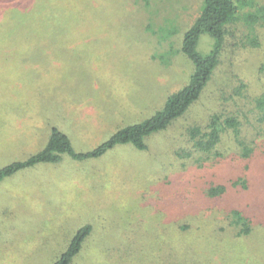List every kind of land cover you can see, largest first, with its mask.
Here are the masks:
<instances>
[{
  "label": "rangeland",
  "instance_id": "obj_1",
  "mask_svg": "<svg viewBox=\"0 0 264 264\" xmlns=\"http://www.w3.org/2000/svg\"><path fill=\"white\" fill-rule=\"evenodd\" d=\"M243 1L249 22L234 25L200 98L145 148L65 153L0 181V264H51L85 224L70 264H264V121L253 101L264 94V0ZM202 2L0 0V167L42 149L53 127L85 152L161 109L191 75L182 40ZM210 44L202 35L198 48ZM242 81L248 90L234 94ZM232 110L248 113L250 157L228 132L220 157L195 152L187 128ZM218 184L225 192L209 195Z\"/></svg>",
  "mask_w": 264,
  "mask_h": 264
},
{
  "label": "trees",
  "instance_id": "obj_2",
  "mask_svg": "<svg viewBox=\"0 0 264 264\" xmlns=\"http://www.w3.org/2000/svg\"><path fill=\"white\" fill-rule=\"evenodd\" d=\"M244 5L243 0H203L198 15L184 32L182 40V51L192 63L191 75L187 83L171 93L166 98L163 107L153 115L142 121L121 127L113 132L107 140L85 152L75 150L68 136L53 127L42 149L23 160H17L0 167V181L5 176H10L18 170L34 166L40 162H58L62 158V154L65 153L75 160H85L100 157L117 144L131 143L139 149L145 148V137L156 131L166 129L173 121L184 115L190 106L200 98L218 65L227 36L234 35V25L239 22H245L246 24L249 22V19L245 17ZM250 27L253 28V26ZM202 35H206L211 39L210 48L207 51H201L198 48ZM246 36L251 37L252 35L246 34ZM254 36L249 41L250 46L253 47L259 45L258 36ZM244 88L248 90L249 86L242 81L234 94H241V90ZM253 101L257 110L255 113L257 122H263L264 94L255 96ZM242 117L249 120L248 113L244 111L232 110L228 115L212 113L205 127L197 124L189 126L187 137L191 148L198 154L206 155V159L220 157L224 154L219 149L222 135L224 132H228L233 142L232 145L240 156L250 157L249 155L254 150L255 140L247 141L245 139L242 129ZM240 182L238 180L235 184L237 185ZM225 189V185L218 184L208 188L207 193L215 196L223 194ZM234 215V222L240 227L239 233H249L251 226L248 220L239 211H234ZM91 228L90 224L79 227L64 251L51 264H70L80 251Z\"/></svg>",
  "mask_w": 264,
  "mask_h": 264
},
{
  "label": "crops",
  "instance_id": "obj_3",
  "mask_svg": "<svg viewBox=\"0 0 264 264\" xmlns=\"http://www.w3.org/2000/svg\"><path fill=\"white\" fill-rule=\"evenodd\" d=\"M37 165V164H36ZM35 166V165H34ZM34 166H31V167H34Z\"/></svg>",
  "mask_w": 264,
  "mask_h": 264
}]
</instances>
